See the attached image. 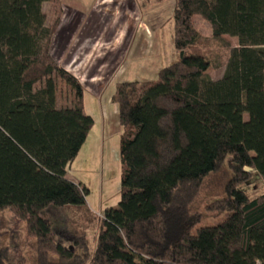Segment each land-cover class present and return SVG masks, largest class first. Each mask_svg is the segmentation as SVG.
<instances>
[{"label":"trees","instance_id":"trees-1","mask_svg":"<svg viewBox=\"0 0 264 264\" xmlns=\"http://www.w3.org/2000/svg\"><path fill=\"white\" fill-rule=\"evenodd\" d=\"M136 1L147 12L165 0ZM59 6L0 0V213L24 222L28 237L15 259L1 246L0 264H264V193L243 188L255 176L264 184V0H173L175 63L153 81L115 85L120 200L101 216L66 177L93 122L81 85L50 55ZM223 36L238 45L213 81L208 54ZM221 166L231 178L203 210L226 217L197 227L191 208ZM46 209L63 216L59 227L41 217Z\"/></svg>","mask_w":264,"mask_h":264},{"label":"rangeland","instance_id":"rangeland-1","mask_svg":"<svg viewBox=\"0 0 264 264\" xmlns=\"http://www.w3.org/2000/svg\"><path fill=\"white\" fill-rule=\"evenodd\" d=\"M60 0L61 14L64 9ZM109 8V18L112 15L118 14V5L125 2L132 3L135 14L140 13V33L142 39L138 42L137 48L146 52L142 53V57L146 58L141 64V70L135 69L133 71L141 72L140 76H134L139 79V82L153 81L157 78L160 69L168 67L175 63L176 56L172 40V22L171 14L173 10V0H165L160 6L154 7L147 12L140 11L136 0H105ZM123 1V2H121ZM109 2V3H108ZM96 8L92 9L90 13L91 22H96L99 19L97 6L103 4L96 3ZM53 6L50 4H43L42 11L45 16L46 24H51L54 18ZM65 11V10H64ZM112 11V12H111ZM118 11V12H116ZM114 18V17H113ZM60 22V19H59ZM109 22H108V24ZM120 25V24H119ZM104 26V23L102 27ZM138 26V25H137ZM193 26L197 33L202 38L211 37L209 25L200 17H195ZM101 28V27H100ZM223 42L220 46L216 42H212L210 48L209 67L206 74L213 81L221 79L225 71L226 59L230 49L237 47V40L229 36H223ZM149 48V49H147ZM141 55V54H140ZM53 59V58H52ZM146 80V81H142ZM59 105H64L60 103ZM65 106V105H64ZM246 120L247 117L244 116ZM108 131V132H107ZM104 129L101 124L92 126L85 143L83 144L78 156L71 164L73 171V179L83 183L84 187L88 190L86 196V203L89 209L101 216L102 213L109 208H116L120 200V180H121V164L119 161V132L114 131V126ZM231 178V173L226 166H221L215 172L205 177L202 182L200 192L193 204L192 212H197L202 215V219L197 227L200 226H213L226 217V213H207L203 210L207 202L212 199L221 198L224 195L225 184ZM252 197L264 193V184L261 179L255 176L249 183L243 187ZM44 210L41 217L50 223L52 227H59V223L63 220L62 215H58L57 209ZM49 211V212H48ZM64 231V230H62ZM59 231V232H62ZM56 239L60 240L57 236ZM28 237L26 236L25 223L16 220L8 211L0 213V247H8L11 250L12 258L25 255L28 249ZM65 247L68 243L63 242Z\"/></svg>","mask_w":264,"mask_h":264},{"label":"crops","instance_id":"crops-1","mask_svg":"<svg viewBox=\"0 0 264 264\" xmlns=\"http://www.w3.org/2000/svg\"><path fill=\"white\" fill-rule=\"evenodd\" d=\"M98 1L103 3L97 6L99 19L89 23L90 13ZM62 6L64 9L51 40L50 55L81 85L84 113L92 120L93 126L101 124L107 131L111 124L114 131L119 132L118 108L111 102L115 85L139 82L140 78L135 79L134 76H140L141 72L134 73L133 67L142 71L140 61L146 60L142 57L146 51L137 48L145 36L139 30L140 16L136 15L140 13L135 14L130 2L118 5L120 15H112L114 18H109L111 14L109 8L106 9L108 4L105 0H63ZM71 164L66 177L83 185L73 179Z\"/></svg>","mask_w":264,"mask_h":264}]
</instances>
